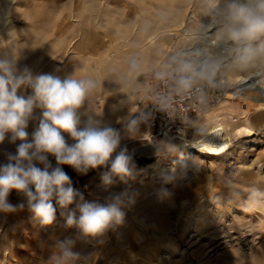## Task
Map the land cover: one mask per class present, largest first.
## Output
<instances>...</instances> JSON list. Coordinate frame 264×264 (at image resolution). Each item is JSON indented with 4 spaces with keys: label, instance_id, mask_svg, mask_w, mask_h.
<instances>
[{
    "label": "rangeland",
    "instance_id": "374dc122",
    "mask_svg": "<svg viewBox=\"0 0 264 264\" xmlns=\"http://www.w3.org/2000/svg\"><path fill=\"white\" fill-rule=\"evenodd\" d=\"M225 2L0 0V59L18 72L27 67L33 75H74L90 82L78 109L81 121H99L116 129L120 148L127 147L134 165L130 177H113L108 186L101 180L107 167L84 179L72 178L86 201L106 204L121 197L123 221L103 237H85L66 226L75 203L68 209L57 207L54 223L45 227L31 219L26 200L13 192L10 202H23L25 208L0 213V264H48L57 242L67 239L74 241L72 250L80 253L72 264H264V35L241 44L228 39ZM10 8L12 20L7 23L3 18ZM180 12H185L188 36L182 29L179 34L162 35L159 41H167L166 45L162 49L152 45L150 63L131 74L130 65L140 57L143 29L164 28L181 19ZM196 44L210 55L208 72L215 85L208 88V108L191 121L193 129L186 135L193 134L198 120L221 112L220 103L228 98H239L252 131H232L230 147L221 159L189 145L162 156L155 148L140 151L146 142L158 146L161 140H174H150L152 130L137 104L142 95L119 105L123 92L117 89L129 87L131 81L142 91L155 67L165 66L178 48ZM245 47L256 51L242 60ZM157 61L166 63L160 66ZM20 94L29 95L31 89L22 88ZM128 104H133L130 110ZM40 113L41 109H34L33 117ZM37 117L30 121L29 133L38 124ZM14 151L15 145L6 139L0 145V163L4 153ZM177 155L190 156L188 170L182 178L166 183L159 168L170 165ZM49 159L55 166L54 158Z\"/></svg>",
    "mask_w": 264,
    "mask_h": 264
},
{
    "label": "clouds",
    "instance_id": "9594fccd",
    "mask_svg": "<svg viewBox=\"0 0 264 264\" xmlns=\"http://www.w3.org/2000/svg\"><path fill=\"white\" fill-rule=\"evenodd\" d=\"M223 12L228 20L226 35L236 44L264 35V0H226ZM241 51L240 58L246 60L256 50L245 47ZM181 83L187 86L188 81ZM89 85L74 75H33L27 67L18 72L13 64L0 59V145L6 139L15 145V151L4 153V162L0 163V213L24 210L25 203L10 202L15 192L26 200L31 219L41 226L54 223L57 207L68 209L74 203L76 210L67 214L66 226L77 228L85 237H103L122 223L125 214L120 196L106 204L86 201L65 171L67 166L86 175L107 167L101 176L105 186L113 182V177L123 180L132 175V156L127 147L120 148L119 132L99 121H81L78 109ZM22 88H30L31 94H20ZM37 108L41 109L38 124L29 133ZM49 157L54 158L55 166ZM188 167L182 161L164 177L165 182L182 178ZM73 244L71 239L58 241L48 264L79 260L80 253L72 250Z\"/></svg>",
    "mask_w": 264,
    "mask_h": 264
},
{
    "label": "built area",
    "instance_id": "2783aa9c",
    "mask_svg": "<svg viewBox=\"0 0 264 264\" xmlns=\"http://www.w3.org/2000/svg\"><path fill=\"white\" fill-rule=\"evenodd\" d=\"M210 55L198 44L178 48L165 67H155L149 85L137 101L150 131L149 139L177 140L193 129L191 121L209 106ZM188 81L187 86L181 83Z\"/></svg>",
    "mask_w": 264,
    "mask_h": 264
},
{
    "label": "bare ground",
    "instance_id": "6f19581e",
    "mask_svg": "<svg viewBox=\"0 0 264 264\" xmlns=\"http://www.w3.org/2000/svg\"><path fill=\"white\" fill-rule=\"evenodd\" d=\"M11 13H12V9L10 8V11L8 13V16L6 17V20H5V18H3L4 19L3 21H5L7 23H8V21H11L12 20V17H11L12 14ZM184 13L180 12L181 19L176 20L175 22H172L169 25H166L164 28L163 27H161V28L156 27L155 29H150V30L149 29H143V31L141 33V38L139 40L140 44L138 46V48L140 50V57H136L133 65H130L131 74L138 73L140 70H142L144 68L145 64L148 65L150 63L151 58H152L151 52H150V47L152 45L158 44L161 49L166 45L167 41H165L163 39L159 41V39L162 35L175 34L178 32L179 29H182V30H184L183 33H184L185 37L188 36L187 34H189L190 28L185 27L186 23L183 20V14ZM19 15H21V14H19ZM1 17L2 16L0 14V19H1ZM1 25H3V23ZM178 34H179V32H178ZM154 61H155V59H154ZM159 62L160 61H157L156 63H159ZM167 63H166V65H167ZM165 66H163V67H165ZM230 69L231 68L226 69V70H228V73L231 72L230 74H233V71H230ZM67 73L71 74L70 71H68ZM230 74H228V76ZM224 75H227V74H224ZM134 78H135V76H134ZM219 78H221V77H219ZM224 80L225 79H222L221 81H224ZM214 85L215 84L213 83V86ZM138 90H139V88H136V85L134 83H132L131 81H130L129 87L128 86L127 87L122 86L119 89H117V91L123 92L122 96L118 98L119 105L125 104V102L128 100L134 102L135 99L137 98L135 96H137ZM226 94L231 95L233 97V93L230 91L226 92ZM228 97H230V96H228ZM228 99H226L224 101L222 100L223 102L220 103V106H221L220 111L221 112L214 113L210 116L208 115L206 119H203V120L201 119V120H198L197 122H195V125L193 124L195 129H194V132L191 136H187L186 134L185 135L182 134V136L180 138H178L177 140H174L172 142H168V141L163 142L164 140H161L158 146L155 145L156 143L153 144V142H151V144H150L149 142H146L143 144L144 146H142V148H141L142 150H140V151H147L148 152V151H150V149L152 151L155 148V150L158 151V154H160L162 156L165 154L178 152V151L185 149V148H189V147H181L184 145H189L190 148H194L197 151L204 152L211 157L221 159L219 156L221 154H224L225 152H227L228 148L230 147L232 131L234 133H241L244 130H246V131L251 130L252 131V128H253L251 120L246 115V112L244 113L245 115L243 114V111H245V110L242 107V104L239 101V98L238 99L233 98V99H229V100ZM132 105L133 104L127 105L128 110H130L129 108L133 107ZM188 157H190V156H188V155H186V156L177 155V158L175 160L171 161L170 163L168 162L170 165H163L159 168V170L161 172H164L165 175H167L170 173V171L173 167L179 168V165L182 161L188 162L187 161ZM187 170H185V171H187ZM141 181H143V183H144L143 177L141 178ZM64 217H66V216H64ZM1 230H2V228H0V231Z\"/></svg>",
    "mask_w": 264,
    "mask_h": 264
},
{
    "label": "trees",
    "instance_id": "16d2710c",
    "mask_svg": "<svg viewBox=\"0 0 264 264\" xmlns=\"http://www.w3.org/2000/svg\"><path fill=\"white\" fill-rule=\"evenodd\" d=\"M65 171L71 176V178L77 177L80 179H84L85 177L93 174L96 170H90V171H88V173L86 175H80V174H77L75 171H73L70 167L65 166Z\"/></svg>",
    "mask_w": 264,
    "mask_h": 264
},
{
    "label": "crops",
    "instance_id": "0c3cea01",
    "mask_svg": "<svg viewBox=\"0 0 264 264\" xmlns=\"http://www.w3.org/2000/svg\"><path fill=\"white\" fill-rule=\"evenodd\" d=\"M168 61H169V60H168ZM161 64H163V63H160V62L158 63V65H160V66H161ZM164 64H165V63H164ZM164 64H163V65H164ZM148 85H149V81H148ZM148 85H147V86H148ZM147 86H146L145 88H143L142 91H141V88L139 89L140 91H139V90L137 91V96H136L137 99H138V96H139V95H142V93H145ZM137 99H136V100H137ZM136 105H137V104H136ZM35 117H37L36 114H35V116L33 117V119H34ZM38 117H39V116H38ZM38 117H37V118H38ZM28 130H29V129H28Z\"/></svg>",
    "mask_w": 264,
    "mask_h": 264
}]
</instances>
